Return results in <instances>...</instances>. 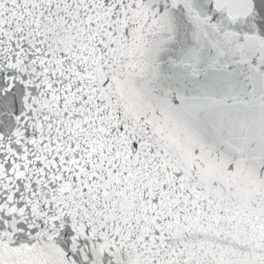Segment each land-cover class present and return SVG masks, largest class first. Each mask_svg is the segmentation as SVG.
<instances>
[{"label":"snow or ice","instance_id":"obj_1","mask_svg":"<svg viewBox=\"0 0 264 264\" xmlns=\"http://www.w3.org/2000/svg\"><path fill=\"white\" fill-rule=\"evenodd\" d=\"M0 264H264V0H0Z\"/></svg>","mask_w":264,"mask_h":264}]
</instances>
